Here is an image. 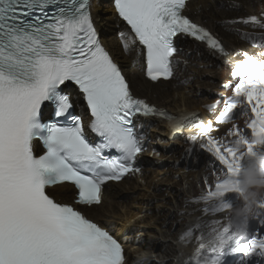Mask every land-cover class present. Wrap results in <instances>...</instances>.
I'll use <instances>...</instances> for the list:
<instances>
[{"label": "snow or ice", "instance_id": "obj_1", "mask_svg": "<svg viewBox=\"0 0 264 264\" xmlns=\"http://www.w3.org/2000/svg\"><path fill=\"white\" fill-rule=\"evenodd\" d=\"M187 3L114 0L134 34L121 33L123 48L142 46L153 82L173 77L178 36L203 43L213 55H230L216 34L184 14ZM90 9V0H0V264H126L122 243L54 192L67 183L77 190L76 204L99 206L110 181L140 174L145 135L138 115L166 119L174 133L198 129L191 142L199 141L221 173L200 198L205 212L238 201L239 152L252 157L264 147V60L239 53L244 58L231 73L239 83L217 123L231 121L240 109L249 116L250 135L233 126L227 135L235 139L223 142L212 135L213 123L196 113L177 117L137 98L98 39ZM232 23L264 28V16ZM72 85L86 102L99 142L73 114ZM258 209L252 221L259 227L251 223L246 242L227 226L213 229L215 243L199 244L196 264H226L234 254H242L240 264L253 257L264 264V204Z\"/></svg>", "mask_w": 264, "mask_h": 264}, {"label": "bare ground", "instance_id": "obj_2", "mask_svg": "<svg viewBox=\"0 0 264 264\" xmlns=\"http://www.w3.org/2000/svg\"><path fill=\"white\" fill-rule=\"evenodd\" d=\"M91 11L102 43L128 77L136 97L171 114L196 113L205 123H213L212 135L215 138L223 142L235 139L227 138L233 124L223 126V123H217V117L222 113L226 99L234 95V87L239 83L238 78L231 75L235 63L244 58L239 53L247 52L264 60V28L233 24L232 21L251 15L264 16L263 0L190 1L186 14L216 34L230 55H213L203 43L180 37L179 51L174 58L178 62L174 65L175 75L168 82L157 83L144 77L143 49L138 42L128 51L123 48L121 33L133 39L134 35L118 20L111 1L91 0ZM227 86L229 93L224 95L226 91L223 89ZM75 102L78 105L77 112L83 114L76 97ZM237 115L242 116L237 123L246 133L249 116H243L241 110ZM139 125H142L141 133L145 135L146 147L139 160L141 173L129 174L120 183H109L101 205L77 209L84 211L88 218L123 241L126 264H165L171 261L168 260L170 257L175 258L177 253L186 256L187 250H198L200 241L196 246L191 243L188 246L178 245L176 233L191 227L202 217L206 207L195 206V209L192 206L198 204L196 197H202V190L207 192L208 185L214 179L211 174H216L220 166L210 154L200 149L199 141L196 145L191 142L190 137L196 135L198 129L193 127L171 137L170 129L164 123L140 120ZM164 152L168 155L164 156ZM200 158L205 165L202 170H196L200 169ZM74 193L71 186L64 185L57 187L54 195L57 200L63 197L62 201L69 203ZM195 211L196 214L193 213ZM214 218L217 222L223 219L221 216Z\"/></svg>", "mask_w": 264, "mask_h": 264}, {"label": "clouds", "instance_id": "obj_3", "mask_svg": "<svg viewBox=\"0 0 264 264\" xmlns=\"http://www.w3.org/2000/svg\"><path fill=\"white\" fill-rule=\"evenodd\" d=\"M248 133L250 134V130H247L246 134ZM239 154L243 157L238 184L239 199L226 209V217H230L227 227L240 237L245 236L242 241L246 242L250 238V235H246L249 232L252 218L259 210L258 205L264 204V147H258L256 155L252 157H249L247 152L242 149ZM220 175L218 169L214 174L215 179ZM222 230L223 228L218 232ZM208 243H215V236Z\"/></svg>", "mask_w": 264, "mask_h": 264}, {"label": "rangeland", "instance_id": "obj_4", "mask_svg": "<svg viewBox=\"0 0 264 264\" xmlns=\"http://www.w3.org/2000/svg\"><path fill=\"white\" fill-rule=\"evenodd\" d=\"M263 3H264V0H263ZM214 70H216V69H214ZM217 70H220V69H217ZM211 71H212V70H211ZM217 72H218V71H217ZM199 79H200V77H199ZM217 82H219V80H218ZM227 88H228V86L225 87V88L223 89V90L226 91V93H225L224 95H227V93H229ZM220 90H222V86H220ZM223 92H224V91H223ZM212 102H213V101H212ZM243 116H244V115H243ZM239 121H241V117H238L236 122H239ZM240 123H241V122H240ZM231 126H232V125H231ZM235 126L238 127V128H240V129H242V130H244V128L241 127L240 124L235 125ZM244 131H245V130H244ZM228 137H231V136H228V135H227V138H228ZM157 149L160 151V148H159V147H157ZM162 154H163L164 156H167V155H168L167 152H164V153H162ZM202 168H203V167H201V168L198 169V170H202ZM211 176H213V178H214L213 181H212V184H211V185H214V181L216 180L215 177H214V173H212ZM199 189H201V187H200Z\"/></svg>", "mask_w": 264, "mask_h": 264}]
</instances>
